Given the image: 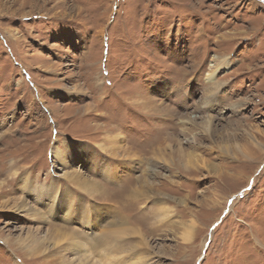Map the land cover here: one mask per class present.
<instances>
[{
    "label": "rangeland",
    "instance_id": "obj_1",
    "mask_svg": "<svg viewBox=\"0 0 264 264\" xmlns=\"http://www.w3.org/2000/svg\"><path fill=\"white\" fill-rule=\"evenodd\" d=\"M0 264H264V0H0Z\"/></svg>",
    "mask_w": 264,
    "mask_h": 264
},
{
    "label": "bare ground",
    "instance_id": "obj_2",
    "mask_svg": "<svg viewBox=\"0 0 264 264\" xmlns=\"http://www.w3.org/2000/svg\"><path fill=\"white\" fill-rule=\"evenodd\" d=\"M155 142H157V136L155 135V133L152 131V133H150L149 134V136L148 137H146V138H143V139H141V140H139L137 143L141 146V149H140V151L143 153V154H145V152H147V148H150ZM99 147H101L102 149H106L103 145H100ZM108 149V148H107ZM67 152H68V149H66V150H62V149H60L59 148V146L58 145H54L53 146V148H52V153H51V155L54 157V159L57 161V162H61V161H63L64 160V157H66L67 156ZM142 157V161H145V162H150V161H152V160H150V158H148V157H145V156H141ZM150 157V156H149ZM63 162H65V160L63 161ZM67 162V161H66ZM69 162V161H68ZM66 164V163H65ZM65 164H63V165H65ZM14 174V173H13ZM75 177L76 178V181L75 180H73L76 184H78L79 186H81V188L83 189V190H86V191H91V189L93 188V184L92 185H89V184H87L85 181H79V180H81L79 177H78V175H69L68 177L69 178H71V177ZM10 180V179H9ZM30 181H31V178H29L28 177V175L26 174L25 175V178H24V186H26L27 188H29L30 187ZM52 187H53V189L52 190H49V191H51V193H52V195H53V197H54V199H56V195H57V190L56 189H58L56 186H54V182L52 183ZM45 188H48L47 186H44V185H41V186H39L36 190H37V192L39 193V194H45ZM25 189V188H24ZM29 190H35V188H32V189H29ZM104 192V191H103ZM132 194V193H131ZM51 206V208L50 209H52V208H54V206H53V204H51L50 205ZM69 211L71 212V209H69ZM85 211V210H84ZM84 214V213H83ZM87 214H89V213H87L86 212V215ZM84 216V215H83ZM190 234H191V232L190 233H188L187 235H186V237L184 238V239H188V237L190 236Z\"/></svg>",
    "mask_w": 264,
    "mask_h": 264
}]
</instances>
